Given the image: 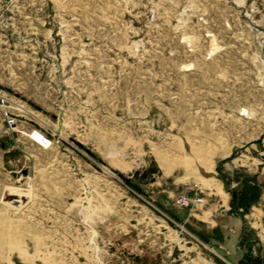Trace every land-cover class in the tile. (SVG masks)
I'll return each instance as SVG.
<instances>
[{"label":"rangeland","instance_id":"1","mask_svg":"<svg viewBox=\"0 0 264 264\" xmlns=\"http://www.w3.org/2000/svg\"><path fill=\"white\" fill-rule=\"evenodd\" d=\"M0 264H264V0H0Z\"/></svg>","mask_w":264,"mask_h":264},{"label":"trees","instance_id":"2","mask_svg":"<svg viewBox=\"0 0 264 264\" xmlns=\"http://www.w3.org/2000/svg\"><path fill=\"white\" fill-rule=\"evenodd\" d=\"M231 208L233 211H238L239 209H242L243 211L248 208L247 204H243L241 200L236 201V197L234 195V192H231V202H230Z\"/></svg>","mask_w":264,"mask_h":264},{"label":"bare ground","instance_id":"3","mask_svg":"<svg viewBox=\"0 0 264 264\" xmlns=\"http://www.w3.org/2000/svg\"><path fill=\"white\" fill-rule=\"evenodd\" d=\"M32 133H36V131L32 132ZM38 133V132H37ZM40 134V133H39ZM36 135V134H35ZM40 140L39 141H36V140H33L32 138H30L32 141H34L35 143L39 144L40 146H45L46 147H49L50 146V142L40 134Z\"/></svg>","mask_w":264,"mask_h":264},{"label":"built area","instance_id":"4","mask_svg":"<svg viewBox=\"0 0 264 264\" xmlns=\"http://www.w3.org/2000/svg\"><path fill=\"white\" fill-rule=\"evenodd\" d=\"M6 125L9 128L13 127L15 125V120L13 118H7L6 119ZM178 202H181L182 204L185 203V201L183 200V198H180Z\"/></svg>","mask_w":264,"mask_h":264},{"label":"water","instance_id":"5","mask_svg":"<svg viewBox=\"0 0 264 264\" xmlns=\"http://www.w3.org/2000/svg\"><path fill=\"white\" fill-rule=\"evenodd\" d=\"M5 1H8V0H5Z\"/></svg>","mask_w":264,"mask_h":264}]
</instances>
